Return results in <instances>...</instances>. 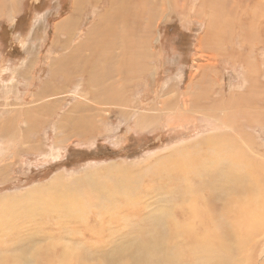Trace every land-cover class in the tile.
I'll use <instances>...</instances> for the list:
<instances>
[{
    "label": "bare ground",
    "instance_id": "bare-ground-1",
    "mask_svg": "<svg viewBox=\"0 0 264 264\" xmlns=\"http://www.w3.org/2000/svg\"><path fill=\"white\" fill-rule=\"evenodd\" d=\"M189 1L190 0H71L69 9L51 26L52 37L50 40V52L45 56L49 78L45 81L44 85L45 87L52 85L51 87L54 88L55 82L53 83L52 80L55 79L57 74L68 75L69 77H71L70 75H79L83 79L85 78L84 75H86L88 78L86 82L83 80V88L76 94L78 100L74 104H71L70 109L65 112L61 118L59 117L60 120L55 124L56 127L54 125L56 128L57 142L59 140H64L62 138L69 137L72 133V129L79 136L87 137L93 126L91 125L92 128H89V123L84 121L86 120L84 114L87 110H82L83 108L81 107L83 102H88L89 100L86 96L89 93L83 92L86 88L85 83L88 85V90H92L91 93L94 96L92 98L93 103H97L102 93L106 95L107 101L112 103L109 97L112 96L113 93L110 91L105 92L103 88L108 89L111 85L110 80L115 75H120L123 71L130 74L134 73L135 70H139L141 66H143L142 70L146 68L144 64L145 60L151 59L153 55L151 52L152 50L149 49V44H151L149 43V36L150 33H152L151 29L158 19H168L169 16H166V14L169 12H176V16L180 17L182 21L186 17H191L193 20L194 18H199L201 20L203 31L199 34L198 39H196L194 50L203 49L206 51L217 50L223 52L226 51V49L229 50V40L234 34L233 27L238 23L245 24L248 28V30L245 32L243 31L241 34V44L245 47L249 45L248 48L257 45L255 42L256 38H259L261 35L260 30L264 27V24L261 27V21L264 15V0H253L251 4H249L251 0H248L247 5L243 0H232L233 3L228 0H196L194 4ZM10 3L12 4L11 9L4 3V5L1 4L4 10L0 7L4 12L3 15H6V17L14 15L17 11V3H19V0H10ZM259 7H261L260 13L258 12ZM89 14L92 17V21L90 20V23L83 28L84 18H88ZM134 28H136V30ZM37 37L38 33L34 31L32 38ZM40 49L41 42H39L37 52L31 53L32 56L35 53L39 55V53H41ZM249 50L251 49H248V52H243L241 64L245 70V76L249 80L255 82L256 79L259 78V76H257L258 66L250 62ZM194 52L198 54L197 51ZM232 53L233 50L229 51V58L240 59L238 52L235 56H233ZM200 54H202V52ZM135 59L138 61L136 65L137 69L134 66ZM212 63L205 60L202 64H193L192 69L194 71L191 72L190 80L183 91H179V86H174L176 80H172V83L165 87L167 88V93H165L166 95H163L164 97L160 100L161 105L164 106L166 102H168L169 98L167 99V96L169 95L171 96L170 104L173 102L171 101L173 98L175 99L174 102H178L181 93L193 98H195V94L202 96L207 94L208 96L211 90L214 89L216 81L209 84V81L203 78L204 76H212L217 73L216 64ZM148 66L147 68H149ZM19 72L20 74H27L25 70L24 72L22 70ZM24 78L28 79V74ZM101 81L104 83L101 84ZM100 86L103 92H99ZM45 87H43V89ZM51 87L49 89L52 90ZM208 89H210L209 93L207 92ZM121 95L119 94V96ZM114 98L118 99V97ZM221 98L222 95L220 97L219 95L215 96L216 100L214 102ZM233 100L231 95H229L227 101L223 103V113H226L224 115L227 116L231 111H238L235 107H237L239 103L237 101V106L235 104L232 105L234 103ZM105 101L106 100H103V103H105ZM118 101L121 103L120 106L125 107L124 99L117 100V102ZM195 102L197 104L196 99ZM53 103L55 104L56 101L53 100ZM180 103V106H172L162 111L169 114V117L173 120H175V115L177 117L179 116L178 114H181L180 116H190L192 111L195 115L196 113H198V115L203 114H200V111L194 109L195 107L192 109L189 99L188 101L183 99ZM31 106V108H26L24 111L27 113V117H25L23 122L24 128L21 127L23 128L21 129L22 138L25 137L26 139L30 136H28V134L32 132L30 128L35 121L39 120L38 123L42 124L43 121L47 119H43L41 115H38L40 107L37 106L36 103L31 104ZM54 106L52 105L50 108ZM155 107L156 105L154 104L151 109L155 110ZM176 107H178V109ZM117 109L119 108L117 107ZM127 110V108L120 110V113H122L121 117L125 118L128 116L129 111ZM248 110H250V108ZM252 110L255 109L252 108ZM92 111H98V109H92ZM210 111L208 110L207 112L210 113ZM30 113H33V115H30ZM247 113H249V115L251 114L250 112ZM226 116L224 120L217 121L223 125V128H221L219 124H216L218 129L211 139L216 136L215 139H220L222 142L223 137L221 136H226L228 134L236 135V137L242 141L245 148L249 149L250 154L244 155V157H237L233 156L232 152H230L226 155L222 154L217 158H211V156L202 153L201 156H196L193 159L190 156L192 153H196L198 147L202 149V152L205 148L203 147L204 141L200 139L197 142L196 139L187 144V146H178L179 148L174 151L178 154V158L175 156L173 158L174 152L172 153V151H168L162 155L164 158H162V156L158 157L161 161H165L164 164H161L162 168L160 167V172H162V174L157 172L162 177L163 185L162 188L157 186L160 191L158 192L160 195L159 198L161 199L157 201L153 199L155 201L153 204L157 203L161 206L150 216L151 219L146 218L147 230L144 232L138 225L140 227L139 231L130 232L124 229V227L121 230H117L118 232H122V235L120 234L119 239H116L115 237H111L114 232V227H109L113 249L109 250V248L107 251H103L93 245H90L88 249H82L90 251L87 252V255L95 260L92 264H264V156L254 148L252 144L253 140H251V134L248 133V130L244 133L248 137V142H244L242 138L244 134L241 135V132L239 133L235 129L234 124L230 121L233 119L227 121ZM252 118L254 117L252 116L251 119ZM145 119L144 116L141 117V126L144 121L147 124L149 123L148 119ZM234 121L236 120L234 119L233 122ZM5 128L0 124V139L3 137L6 138L5 140L7 141L16 134V130H13L14 127L10 126H5ZM211 135L210 132L209 136ZM24 140L25 139H22V143ZM29 141L34 143L33 140H30V137ZM231 142H233V140H231ZM27 143L29 144V142ZM35 144L30 143L26 146L23 145L21 146V151H34L37 150V148L38 150L43 149L38 146V144L37 146ZM190 148L192 150L195 148V150L192 152L189 150ZM4 149L5 148H0L2 154ZM205 150L207 151V149ZM58 151L59 147L57 143L53 148H49L43 153L44 156L50 157L57 155ZM0 161V178H2L6 177L4 175L9 168V163L7 162L8 160L5 161L2 160V158ZM99 169L100 168H96L95 171L88 169L85 174L74 177L69 182L63 183L66 187L65 189L61 187L62 184H57L56 187H52V185L55 186L57 182H62V175L54 176L53 181L50 183L47 182L50 187H48L47 184L46 188L41 185L36 186L33 191L34 193L31 194H34L33 197L35 199L37 198V201L39 200L38 202L40 205L39 203L36 205V200L27 202L26 204L25 200L24 204H22L21 200H24L25 197L23 195L26 194L22 193L17 197H14L15 195L12 197L11 200L12 202L14 201V203L9 205L11 207L15 206L16 209L10 212L11 209L6 210L9 208L7 203L9 197H7V195L0 196V264H7L8 260H10V264L28 263L26 260L27 256L23 253V246L25 244H32L41 236L51 235L53 232L52 228H57L61 231L66 227L65 223L76 221L78 210L75 209V206L73 208L70 204L75 203H69V201L73 200L70 195L71 192L76 193L77 187L79 188L77 184H87L88 187L90 186L95 190L94 195L97 197L98 201H96V205L93 207L95 210L99 211V204L102 205L106 210L107 216H113L116 213L115 208L120 202L131 201L133 204H136V198L134 195H131L137 188L134 186L136 180L129 179L130 174L128 171H131L130 167H127V165L126 167L110 165L105 169V173H110V176L104 175ZM98 170L102 172L101 174H103L104 177L98 173ZM154 170L156 171V169ZM100 176L103 178H105V176H113L112 182L109 180L111 187L106 185V180H104L105 183L102 182L101 180L103 178L100 180ZM84 187L85 186L82 188L84 189ZM82 188L79 189L81 190ZM44 190L46 192L45 196L49 200H45V205H42L44 201L39 199V195L43 196L41 194H43ZM203 192L207 193V196L203 199L204 203L198 200V197L202 196ZM93 193L94 192H92V194ZM26 198L30 199L31 196L28 195ZM59 198L60 202H58ZM106 200L108 202H106ZM15 202H17L18 207L15 205ZM90 204H88V206ZM76 206L81 209L80 207L82 205L80 206L78 203ZM4 208L6 209L3 210ZM52 208H54V212L56 216H58L57 219L64 220L65 222L59 221L57 223L55 221V223H53V221H49L51 226L52 223L54 226H52V230L46 229L45 231L37 227L34 229L24 227V223L27 224L29 221L27 219H44L43 217L46 216ZM86 208L88 210L90 206H86ZM16 213L26 214L27 217L24 218L22 215L17 216ZM53 213H51V217H53ZM87 213L88 212H86V214ZM48 215L50 216V214ZM100 218V212L96 214L93 213V221H99ZM122 218L129 219L124 215ZM110 219L113 218H109L108 220ZM108 220L106 221L108 222ZM124 221L123 224L126 225ZM49 222L47 224H49ZM105 222L103 221V223ZM108 225L106 224L103 226L105 230H107L105 227ZM46 228H48L47 225ZM71 230H73V228H71ZM57 234L60 235L59 232H57ZM96 234L99 235L98 233ZM100 234L101 236L99 235V237L102 238V233ZM8 235H10L11 240V244L9 243L10 247L12 249L18 248L15 249L16 251L12 252L11 248L10 252L7 251L9 247L5 239ZM128 235L129 239L124 241ZM73 237L75 239V234ZM93 237H95V234ZM96 237L98 238V236ZM106 238H108V236ZM125 242L129 243L130 247L123 249ZM79 245H81V243ZM60 264H63L62 260Z\"/></svg>",
    "mask_w": 264,
    "mask_h": 264
},
{
    "label": "rangeland",
    "instance_id": "rangeland-1",
    "mask_svg": "<svg viewBox=\"0 0 264 264\" xmlns=\"http://www.w3.org/2000/svg\"><path fill=\"white\" fill-rule=\"evenodd\" d=\"M228 1L233 3L232 0ZM243 1H245L247 5L248 0ZM252 1L253 0H251L249 4H251ZM189 2L194 4L196 0H190ZM3 3L5 5L7 4L10 9L12 8L10 0H0V7L2 9L3 6H1V4ZM70 3L71 0H19V3H17V11L10 17L3 15L4 12L0 8V124H2L4 128L5 126H10L14 127L13 130H16V134L7 141L5 140L6 138L3 137L4 140L2 138L0 139V148H5L3 154L0 152V160L2 158V160H8L7 162L9 163V168L4 175L6 177L0 178V196L7 195V197H9V201L7 202L9 208H4L3 210L11 209L10 212H12V210L14 211V209H16L15 206L11 207L9 205L14 203L11 199L14 195V197H17L22 193H26L23 195L25 197L24 200H21L22 204H24L25 200V204L36 200L35 203L37 205L39 200L37 201V198L35 199L33 197L34 194L31 193H34V188L39 185L45 188L47 186L50 187L49 183L53 181L54 176L62 175L63 180L62 182H57L55 186L52 185V187H56L57 184H62L61 187L65 189L66 187L63 183L69 182L74 177L85 174L88 169L95 171L96 168H100L99 170H101L104 175L110 176V173H105V169L110 165H120L123 167L127 165V167H130L131 171H128L130 174L129 179L136 180L134 186L137 188L135 187V191L131 193V195H134L136 198V204H133L131 201L120 202L115 208L116 213L113 216H107L106 210L102 205L99 204V211L95 210L93 207L96 205V201H98L97 197L94 195L95 190L90 186L88 187L87 184H77L79 188L83 186L86 188L84 187L85 190L83 188L80 190L76 186V193L71 192L70 194L73 200H70L69 203H75L70 204L73 208L75 206V209L78 210V215L76 221L65 223L66 229L64 228L60 231L57 228H52L55 221L57 223L59 221L65 222L64 220L57 219L58 216H56L54 208L49 210L48 214H50V216L47 214L48 218L47 215L43 217L44 219L31 218L27 219L29 220L27 224L24 223V227L29 229H34L35 227L44 231L46 229H53L51 235L41 236L32 244H25L23 246V253L26 254V260L28 261L26 264H60L61 260L63 264H92L95 260L87 255V252L90 251L82 249H88L90 245L98 247V249L103 251H107L109 248V250L113 249L109 227H114V232L112 231L113 234L111 237H115L116 239H119L120 234L122 235V232H118L117 230H121L124 227V229L130 232H137L141 227L145 232L147 230V219H151L150 216L161 206L157 203L153 204L155 201L161 199L159 198L160 195L158 192L160 191L158 187L162 188L163 185L162 177L157 172L162 174V172H160L162 168L161 164H164L165 161H161L158 157H161L168 151H172L173 153L180 145L187 146V144L196 139L197 142L200 139L204 141L203 147L205 148L203 152L202 149L198 147L196 153H192L190 156L193 159L196 156H201L202 153L211 156V158H217L222 154L226 155L230 152H232L233 156L237 157H244V155L250 154L249 149L245 148L242 141L239 140L236 135L231 134V136L228 134L226 136H221L223 137L222 142L220 139H215L216 136L211 139L218 129L216 124H219L221 128H223V125L217 121L225 119L226 115L224 114L226 113H223V103L227 101L229 95L234 99L232 105L235 104L237 106V101L239 104L237 106L238 108L235 107L238 111H231V113L226 116L227 121L235 119L236 121L234 122L233 120L230 121L234 124L235 129L239 133L241 132V135L248 130V133L251 134L250 138L253 140L252 144L254 148L264 156V27L261 29L262 31L260 30L261 35L259 34V38H256L255 42L257 45L252 47L253 49L248 48L249 45L245 47L241 44V34L243 31L245 32L248 30V28L245 24L238 23L233 27L234 34L233 36L231 35L232 37L229 40V50L226 49L224 52L217 50L206 51L203 49L194 50L196 39H198L199 34L203 31L201 20L199 18H194L193 20L191 17H186L182 21L180 17L176 16L177 14L174 11L169 13L166 11V16H169V18L158 19L151 29V37L149 36V43L151 44H149V49L152 50L151 52L153 55L151 59L145 60L144 63L146 68L150 65L148 66L149 68H147L148 70L146 68L142 70L143 66H141L139 70H135L134 73L129 74L123 71L121 72L122 75L120 74L121 76L115 75L110 80V87L108 89L103 88L105 92L110 91L113 93V95L109 97L112 103L107 101V97L103 93L99 96L97 103H93L92 98L94 96L91 93L92 90H88V85L85 83L86 88L83 92L89 93L86 95L89 100L88 102H83L81 107L83 108L82 110H87L84 114L86 116V120L84 121L89 123V128H92L91 125L93 128L89 131L87 137L79 136L72 129V133L69 137L62 138L64 140H59L57 142L55 124L60 120L59 117L61 118L62 115L70 109L71 104H74L78 100L76 94L83 88V80L86 82L88 78L86 75H84L85 78L83 79L79 75H70L71 77H69L68 75L57 74L55 79L52 80L53 83L55 82L54 88L51 87L52 85L49 87H45L44 85L45 81L49 78L45 56L50 52V40L52 37L51 26L60 16L65 14L69 9ZM258 12H261V7L258 8ZM90 20L92 21V17L89 14L88 18H84L82 27H86L90 23ZM263 20L264 15L262 17L261 27L264 24ZM134 29L136 30V28ZM34 31L38 33L37 38H32ZM135 34L139 35L137 33ZM39 42H41V53H39V55L35 53L32 56V52H37ZM248 49H251L249 50L250 62L258 66L257 76H259V78H257L255 82L249 80L245 76V70L241 64L243 52H248ZM232 50L233 56L238 52L240 59L233 58V60L228 57L229 51ZM194 51H197L198 54H195ZM201 52L202 54H200ZM205 60L210 63L213 62L212 64H216L217 73L212 76H204L203 78L209 81V84L216 81L214 86L215 90L213 89L214 91L211 90L209 93L210 89H208V96L207 94H205L206 96L195 94V98H193L187 95L192 109L195 107L194 109L200 111V114H203L198 115V113H196L195 115L192 111L190 116H180L181 114H178V117L175 115V120L171 119L169 114L162 110L176 105L180 106V102H182L183 99L187 101L188 99L184 93L182 94L180 92L181 94L178 102H174L175 99L173 98V100H171L173 101L171 105V96L169 95L167 96V99L169 98L168 102H166L164 106L161 105L160 100L166 95L165 93H167V88L165 87L171 84L172 80H176L174 86H179L178 90L183 91L190 80L191 72L194 71L192 69L193 64H202ZM137 64L138 61L135 59L134 66L136 69ZM20 70L23 72L25 70L29 78L25 79L24 77H26L27 74H20ZM103 83L104 82L101 81V84ZM43 87L45 88L43 89ZM50 87L52 90L49 89ZM101 89L100 86L99 92L102 91ZM119 94L122 95L119 96ZM217 95H219V97L222 95V98L219 99L221 101L218 100L216 103L214 101ZM114 97H118V99ZM123 99L125 100V107L120 106L121 103L119 101L117 102V100ZM53 100H55L57 104H54ZM103 100H106L105 103H103ZM259 100L262 101L260 102ZM33 103H36L37 106L40 107L38 115H41L43 119L47 118L42 124H39L38 120L31 125L32 129L30 128V130H32V132L29 133L28 136L30 135V140H33L34 143L29 141V137L27 139L25 137L22 138L21 131V129L24 128L23 122L25 117H27V113L24 111L26 108H31V104ZM154 104L156 105L155 110L151 109ZM52 105L55 106L50 108ZM117 107L119 109H117ZM251 107L255 110H252ZM121 108L123 110L127 108V111H129L128 116L125 118L121 117ZM176 108L178 109V107ZM249 108L250 110H248ZM92 109H98V111H92ZM208 110H211L210 113L207 112ZM247 112L251 114L249 115ZM30 115H33V113H30ZM142 116L148 119L149 123L147 124L144 121L141 126L140 120ZM252 116L254 118L251 119ZM210 132L212 134L211 136H209ZM242 138L244 142H248L246 134H244ZM22 139H25L23 143ZM231 140H233V142H231ZM27 142H29V144L36 143V146L38 144V146L43 149L38 150L37 148V150L34 151H21V146L29 145ZM56 142L59 147L58 154L50 157L44 156L45 151L49 148H53V146L57 144ZM205 149H207V151ZM189 150L193 152L195 148L193 150L190 148ZM174 156L178 158L176 152H174L173 158ZM162 158L164 157L162 156ZM154 169H156V171ZM99 170L98 173L104 177ZM102 176H100V180L103 178ZM112 177L105 176L106 179L103 178L101 181L104 182V180H106V185L111 187L110 181ZM92 192L94 193L92 194ZM27 194L31 196L30 199L26 198L28 196ZM45 194L46 192L44 190L43 194H41L43 196L39 195V199L44 201L42 205H45V200H49L46 198ZM206 196L207 193L203 192V195L199 196L198 200L204 203L203 199ZM153 199H155V201ZM58 202H60V198ZM106 202L108 201L106 200ZM78 203L80 206L82 205L81 207L79 206L82 210L86 208V206H90L91 210L89 208L87 210L86 208L82 211L76 206ZM88 204L90 205L88 206ZM15 205L18 207L17 202H15ZM85 211L88 213L86 214ZM99 212L101 213L100 220L93 221V213L96 214ZM51 213H53L52 216L54 218L51 217ZM16 215H22L24 218L27 217L26 214L16 213ZM123 215L129 219L122 218ZM109 218H113L114 221L113 219L108 220ZM102 219L104 222L106 220H108V222L106 221L103 223ZM49 221H53L52 226ZM123 221L126 225L123 224ZM48 222L49 224H47ZM114 222L120 225L117 223L115 225ZM106 224H109L105 227L107 230L109 229L108 231L103 227ZM46 225L48 228H46ZM71 228H73V230H71ZM56 231L59 232L60 235H58ZM96 233L100 236V233H102V238ZM74 234L75 239L73 237ZM94 234L95 237L98 236V238L93 237ZM107 236L108 238H106ZM128 239L129 235L124 241ZM5 241H7L9 247L7 251L10 252V235H8ZM77 241L79 244L81 243V245H79ZM125 244L123 249L130 247L129 243L125 242ZM15 249L18 248H13L12 252L16 251ZM7 264H10V260H8Z\"/></svg>",
    "mask_w": 264,
    "mask_h": 264
}]
</instances>
